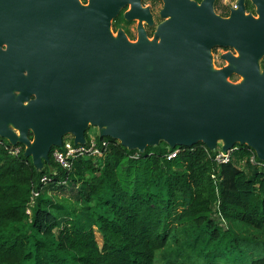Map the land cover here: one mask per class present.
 Here are the masks:
<instances>
[{"label":"water","instance_id":"water-1","mask_svg":"<svg viewBox=\"0 0 264 264\" xmlns=\"http://www.w3.org/2000/svg\"><path fill=\"white\" fill-rule=\"evenodd\" d=\"M22 1L0 0V18ZM92 1V9L105 11L93 35L44 53L41 77L5 89L0 139L23 145L36 170L65 136L84 145L89 127L139 153L161 141L211 151L220 143L222 151L245 145L264 161V0H249L257 18L245 14V0L227 17L215 13L216 0H162L154 38L136 42L110 33L120 1ZM214 47L237 56L222 54L227 64L215 69ZM233 74L241 80L230 82Z\"/></svg>","mask_w":264,"mask_h":264},{"label":"trees","instance_id":"trees-1","mask_svg":"<svg viewBox=\"0 0 264 264\" xmlns=\"http://www.w3.org/2000/svg\"><path fill=\"white\" fill-rule=\"evenodd\" d=\"M95 140L100 154L69 170L54 148L36 170L23 146L11 154L0 140V264H264V169L250 148L218 164L202 143L139 153ZM61 192L79 208L57 201Z\"/></svg>","mask_w":264,"mask_h":264},{"label":"flooded vegetation","instance_id":"flooded-vegetation-1","mask_svg":"<svg viewBox=\"0 0 264 264\" xmlns=\"http://www.w3.org/2000/svg\"><path fill=\"white\" fill-rule=\"evenodd\" d=\"M111 1L112 5L120 1L118 10L109 20L112 36L121 35L130 42L143 37L148 40L154 38L158 25L164 21L160 16L162 0ZM193 1L199 3L201 0ZM222 2V8L227 7V15L221 14L223 10L215 13L227 17L231 7L227 6V2ZM91 4L92 0H23L17 7L6 8L7 16L0 18V101L4 98L6 88L34 83L32 81L39 74L41 77L44 53L51 54L60 46L68 47L74 41H83L93 35L100 27L101 16L105 11L92 9ZM248 13L257 18L255 7L253 12L245 11V14ZM226 52L236 54L232 49L223 47H214L211 51L215 59L220 60L217 69L226 66L221 59V55ZM263 60L264 56L259 61L260 70H264ZM12 92L14 96L19 94L16 90ZM28 96L30 100L35 98L33 94ZM26 103L22 102L23 105ZM9 129L18 134L17 129L11 126ZM27 136L32 138L31 130H27ZM69 137L67 135L64 138ZM15 146L22 149L23 145Z\"/></svg>","mask_w":264,"mask_h":264},{"label":"built area","instance_id":"built-area-1","mask_svg":"<svg viewBox=\"0 0 264 264\" xmlns=\"http://www.w3.org/2000/svg\"><path fill=\"white\" fill-rule=\"evenodd\" d=\"M238 0H231L230 6L231 8H236ZM89 140L85 141L84 145H73L72 137L69 138H63L62 144L60 148H54L52 152V156L55 162L59 164L60 167L63 169L69 170L71 167V160L77 156H81L83 154L89 153V154H100L97 143L95 140V136L88 137ZM105 143L102 142L101 145H104ZM10 145V144H9ZM11 148H9V153L11 154H17L21 151V148L19 146H13L10 145ZM62 148V149H61ZM238 151L237 146H233L227 151L221 150L220 147L216 150V148L213 150L214 155L213 159L218 164L227 163L230 159L234 158V153ZM176 152H172L168 157H174ZM249 163L256 167L257 169H264V161H260L256 158L255 154L252 152L250 156L248 157ZM42 184L47 182V178L43 176L41 179ZM62 184H65V180L62 182ZM38 196L37 191H33L31 195V203L33 202L34 198ZM29 213V210L26 211ZM215 218L217 219L219 215L217 213L214 214ZM220 221V219H219Z\"/></svg>","mask_w":264,"mask_h":264},{"label":"rangeland","instance_id":"rangeland-1","mask_svg":"<svg viewBox=\"0 0 264 264\" xmlns=\"http://www.w3.org/2000/svg\"><path fill=\"white\" fill-rule=\"evenodd\" d=\"M222 1L228 3V0H216V2L214 4V11L216 13H220L221 10H223L221 14L224 16V15H227V7H223L222 8V6H223V2ZM230 3H228L227 6H230ZM245 11H247V12H253L254 11V7L251 4V2L246 3V0H245ZM235 56H237V53L235 54ZM212 60H213L214 68L217 69V66L220 64V60H216L213 55H212ZM224 64H227V62L224 61ZM228 80L230 82L236 83V82L241 80V77H239L238 75L233 74V75H231L229 77ZM86 133H87L88 137L96 136L97 135V130L94 127H89L88 130L86 131ZM0 140H3V139H0ZM220 145H221L220 143L217 144L216 150L220 147ZM57 196L58 197H55V199L57 201L66 203V204L70 205V207H72L74 209H78L79 208V204L77 205V203L74 201V199H72V197H70L69 193H62L61 192V193H58ZM93 231H94V236H95V239L97 241V244L100 246L101 245V236L99 235V233H98V231H97V229L95 227H93Z\"/></svg>","mask_w":264,"mask_h":264}]
</instances>
